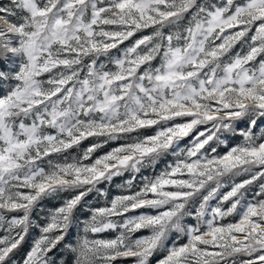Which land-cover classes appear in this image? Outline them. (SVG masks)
Segmentation results:
<instances>
[{
  "label": "snow or ice",
  "instance_id": "snow-or-ice-1",
  "mask_svg": "<svg viewBox=\"0 0 264 264\" xmlns=\"http://www.w3.org/2000/svg\"><path fill=\"white\" fill-rule=\"evenodd\" d=\"M0 50V264H264V0H0Z\"/></svg>",
  "mask_w": 264,
  "mask_h": 264
},
{
  "label": "rangeland",
  "instance_id": "rangeland-1",
  "mask_svg": "<svg viewBox=\"0 0 264 264\" xmlns=\"http://www.w3.org/2000/svg\"><path fill=\"white\" fill-rule=\"evenodd\" d=\"M127 43V42H125ZM259 59V57H258ZM22 62V57L20 55L14 54L10 51L5 52L0 50V72L5 73L6 77L0 76V94H3L5 92V85H8V90H11V86L17 83V81L14 79V73H16L19 70L20 64ZM189 138H184V143H187ZM88 141H82L81 144L83 147L87 146ZM116 142H109V145H105L104 149L106 150L109 146H115ZM129 178V173L125 172L122 176L114 177L113 182L110 185L111 190L113 194L118 193L121 191V189L118 187L119 185L123 184L125 180ZM57 202L55 200H47L44 202V206L46 208H50L53 205H55ZM35 233L29 235L28 242H31L32 235ZM114 233L109 230L104 233H101L102 236H111ZM27 245H25L26 247ZM24 255V248L22 247L20 251L16 254L14 259L20 261ZM115 264H131V258H119Z\"/></svg>",
  "mask_w": 264,
  "mask_h": 264
}]
</instances>
